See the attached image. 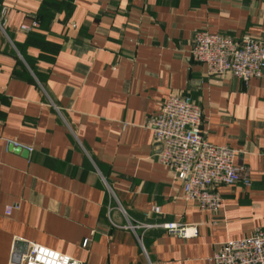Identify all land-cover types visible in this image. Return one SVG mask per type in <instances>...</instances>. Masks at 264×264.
<instances>
[{"label": "crops", "instance_id": "1", "mask_svg": "<svg viewBox=\"0 0 264 264\" xmlns=\"http://www.w3.org/2000/svg\"><path fill=\"white\" fill-rule=\"evenodd\" d=\"M199 31L264 41V0H0V264L31 244L81 264H209L264 229V77L208 75L190 60ZM182 95L249 174L215 190V213L182 198L145 126Z\"/></svg>", "mask_w": 264, "mask_h": 264}, {"label": "built area", "instance_id": "2", "mask_svg": "<svg viewBox=\"0 0 264 264\" xmlns=\"http://www.w3.org/2000/svg\"><path fill=\"white\" fill-rule=\"evenodd\" d=\"M36 22L22 25L19 30L33 32ZM190 60L204 64L207 74H228L247 84L251 79L264 77V41L249 34L233 39L206 31L196 32L192 39ZM202 114L190 96H171L159 111L147 118L157 158L182 186V198L194 202L201 210L215 213L221 198L218 187L250 186L246 168L235 166V152L216 147L203 137ZM15 146V144H13ZM264 160V150L261 154ZM111 210V206L108 205ZM121 214L124 211L118 207ZM9 209L6 211L9 213ZM153 211L158 213V208ZM131 229L139 225H128ZM163 230L180 238L197 236L196 226L163 224ZM209 264H264V229H258L244 239L224 243L208 260ZM16 264H81L80 262L38 245H28Z\"/></svg>", "mask_w": 264, "mask_h": 264}, {"label": "water", "instance_id": "3", "mask_svg": "<svg viewBox=\"0 0 264 264\" xmlns=\"http://www.w3.org/2000/svg\"><path fill=\"white\" fill-rule=\"evenodd\" d=\"M9 150H11V151L14 152V153H20V152H22L23 155H26V153H27V151L22 150V149L19 148V147H14V146L11 145V144H10V146H9ZM24 247H26V249H27V246H24ZM25 252H26V250H25ZM25 252H24V253H25Z\"/></svg>", "mask_w": 264, "mask_h": 264}, {"label": "trees", "instance_id": "4", "mask_svg": "<svg viewBox=\"0 0 264 264\" xmlns=\"http://www.w3.org/2000/svg\"><path fill=\"white\" fill-rule=\"evenodd\" d=\"M29 33H31V32H29ZM29 33H28V34H29Z\"/></svg>", "mask_w": 264, "mask_h": 264}]
</instances>
